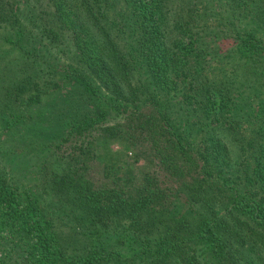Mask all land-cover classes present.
Returning a JSON list of instances; mask_svg holds the SVG:
<instances>
[{
	"label": "trees",
	"instance_id": "trees-1",
	"mask_svg": "<svg viewBox=\"0 0 264 264\" xmlns=\"http://www.w3.org/2000/svg\"><path fill=\"white\" fill-rule=\"evenodd\" d=\"M0 38V134L103 101L37 183L0 163V264H264V0H0Z\"/></svg>",
	"mask_w": 264,
	"mask_h": 264
},
{
	"label": "rangeland",
	"instance_id": "rangeland-1",
	"mask_svg": "<svg viewBox=\"0 0 264 264\" xmlns=\"http://www.w3.org/2000/svg\"><path fill=\"white\" fill-rule=\"evenodd\" d=\"M184 41L183 39V42ZM22 43H24L23 40L19 42V44ZM14 48L12 44H8L0 38V56L4 58V63L9 62L8 59H10L14 53V50L11 49ZM59 56H61L59 59L63 60V55ZM6 69L8 70V68ZM19 71L20 66H16L12 71L3 72L0 70V73L3 75H14L19 73ZM2 80H5V78H2ZM69 84V82L65 84L63 96L59 97L61 93L60 89H58V91H49V93L43 94L35 104L30 107H25L23 111H21L24 119L23 123L25 125L22 123L17 128H12L0 134V163L3 165L6 164L4 166H7L8 164L5 162L8 161V158L15 156L9 160V164L14 162V169H18L19 171L17 176H20L19 179L22 180L21 182L25 185L35 184L38 182V179H36V175L33 173L23 177V167L28 162L30 165L33 164V166L37 168L43 166V161L45 159L44 154L51 150L50 146L60 142L59 139L66 131L69 123L78 120L83 115L91 113L93 108L98 104L103 105L102 100H95L92 96L89 103L83 105L84 107H81L82 105H80V107L67 106L70 101L68 100L70 96H66L64 91L70 87ZM75 84L83 85L80 81ZM1 85H4V83L1 82L0 86ZM73 95L78 96V91H75ZM78 101L82 102L80 97ZM28 116H31L30 119H27ZM68 144L69 142H66L62 145L61 142L59 151L62 152ZM8 145H16L15 152L17 154L11 155L12 150L8 149ZM17 147H20L21 150L17 149ZM134 167L136 166H133V164L124 163L123 168L127 177L133 173ZM144 167V164H139L136 170L138 171V169H143ZM100 171L101 167L98 162L96 160L92 161L86 177L93 183V186L98 184ZM156 174L161 184L167 185L161 171H156ZM125 182H128V180H125Z\"/></svg>",
	"mask_w": 264,
	"mask_h": 264
}]
</instances>
